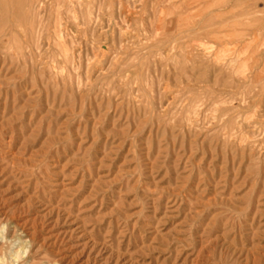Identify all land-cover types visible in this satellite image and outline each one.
<instances>
[{"label": "rangeland", "instance_id": "obj_1", "mask_svg": "<svg viewBox=\"0 0 264 264\" xmlns=\"http://www.w3.org/2000/svg\"><path fill=\"white\" fill-rule=\"evenodd\" d=\"M0 264H264V0H0Z\"/></svg>", "mask_w": 264, "mask_h": 264}, {"label": "bare ground", "instance_id": "obj_2", "mask_svg": "<svg viewBox=\"0 0 264 264\" xmlns=\"http://www.w3.org/2000/svg\"><path fill=\"white\" fill-rule=\"evenodd\" d=\"M33 34V33H32ZM29 226V225H28ZM22 228V227H21ZM30 234V233H29ZM22 252V251H21ZM15 253V252H14ZM20 254V253H19ZM18 255V254H17ZM18 258V257H17Z\"/></svg>", "mask_w": 264, "mask_h": 264}]
</instances>
